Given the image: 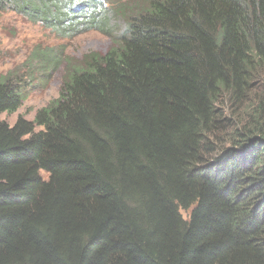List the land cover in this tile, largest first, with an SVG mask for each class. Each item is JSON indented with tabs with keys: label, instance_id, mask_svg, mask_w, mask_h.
Returning <instances> with one entry per match:
<instances>
[{
	"label": "trees",
	"instance_id": "16d2710c",
	"mask_svg": "<svg viewBox=\"0 0 264 264\" xmlns=\"http://www.w3.org/2000/svg\"><path fill=\"white\" fill-rule=\"evenodd\" d=\"M120 2L0 0L58 36L126 23L0 117V264H264V0Z\"/></svg>",
	"mask_w": 264,
	"mask_h": 264
},
{
	"label": "rangeland",
	"instance_id": "374dc122",
	"mask_svg": "<svg viewBox=\"0 0 264 264\" xmlns=\"http://www.w3.org/2000/svg\"><path fill=\"white\" fill-rule=\"evenodd\" d=\"M109 1L115 5L116 0ZM133 1L121 0L120 4ZM111 17L112 39L95 29L58 36L51 28L19 13L0 11V77L12 72L23 75L26 81L21 105L12 113L3 112L1 119L9 125L19 116L32 119L37 109L58 96L66 67L81 66L83 57L90 53L106 52L126 28L122 16ZM181 213L188 215L186 210L181 209Z\"/></svg>",
	"mask_w": 264,
	"mask_h": 264
}]
</instances>
